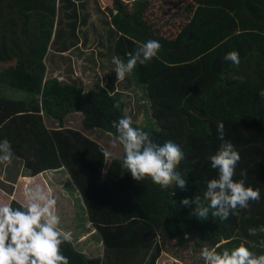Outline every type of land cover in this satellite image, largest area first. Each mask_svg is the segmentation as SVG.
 <instances>
[{
	"label": "trees",
	"instance_id": "1",
	"mask_svg": "<svg viewBox=\"0 0 264 264\" xmlns=\"http://www.w3.org/2000/svg\"><path fill=\"white\" fill-rule=\"evenodd\" d=\"M59 1L0 0V142L11 144L13 156L33 176L62 168L69 172L85 205L84 220L104 246L103 256L90 257L65 243L62 252L70 264H157L166 241L192 242L200 251L244 244L264 254V233L248 232L264 225V0H184L183 21L172 35H167L170 21L161 24L147 16L149 0L132 5L113 0L106 10L120 35L115 57L126 62L149 39L162 45L158 58L126 76L144 100L145 123L133 122V127L148 132L155 143L171 140L182 148L185 159L177 171L187 179V190H162L151 178L134 180L121 167L122 145L116 148L120 156L105 160L104 144L82 132L104 131L117 140L113 122L127 117V100L113 83L91 92L47 77L45 57ZM231 51L239 53V66L224 60ZM10 89L20 96L9 97ZM73 113L81 115V129L71 125ZM218 122L225 125L224 141ZM225 141L241 156L234 180L258 188L261 198L238 216L221 220L210 212L202 221L192 213L195 205L182 201L198 195L208 204L207 183L218 178L209 158Z\"/></svg>",
	"mask_w": 264,
	"mask_h": 264
},
{
	"label": "clouds",
	"instance_id": "2",
	"mask_svg": "<svg viewBox=\"0 0 264 264\" xmlns=\"http://www.w3.org/2000/svg\"><path fill=\"white\" fill-rule=\"evenodd\" d=\"M161 47L159 41L149 39L140 44L134 54L130 53L126 62L119 57H113L117 82L132 74L138 64L144 65L153 58H158ZM224 60L236 66L241 62L237 51L227 53ZM238 79L241 83L244 82L243 78ZM260 96L264 97V91L260 92ZM114 106L119 108V101ZM113 127L124 150L121 167L126 169L134 180L140 182L151 178L162 190L173 186L187 190V179L177 171L185 159V154L178 144L171 140L163 144L153 142L148 132L133 127L130 117L114 121ZM217 132L219 139L224 141L223 122H218ZM102 153L105 160L111 156L107 150L102 149ZM12 156L11 144L7 140L0 142V163L10 164ZM209 159L212 168L218 170V178L207 183L204 198L208 204L205 205L198 195L194 198H184L182 201L186 207L195 205L192 213L198 219L206 221L211 212L213 217L227 220L230 215L238 216L239 210L249 208L250 202L260 200L261 193L258 188L246 187L244 179L234 180L241 156L231 142H223L217 153ZM24 193L25 203L20 207L0 204V264H70L69 258L62 252V245L71 244L73 237L71 232L60 227V217L54 211L56 199L40 184L26 185ZM248 232L250 236L264 233V225L250 228ZM255 246L253 243L252 247ZM260 246L264 247V241H261ZM200 258L204 264H264V254L256 255L244 244L223 251L204 247Z\"/></svg>",
	"mask_w": 264,
	"mask_h": 264
},
{
	"label": "rangeland",
	"instance_id": "3",
	"mask_svg": "<svg viewBox=\"0 0 264 264\" xmlns=\"http://www.w3.org/2000/svg\"><path fill=\"white\" fill-rule=\"evenodd\" d=\"M130 4V2H129ZM187 3L184 0H151V6L147 10V16L155 21L163 22L170 21L169 31L167 35L175 34L179 29V24L183 21L181 14L185 8ZM58 16L56 22L55 36L53 40L54 45H57L56 49L59 51H55L54 49L50 50L49 57L47 60V64L51 65V70H49L48 77H52V75H60L59 71H63L61 74L63 75L64 81L71 80L72 74H75L73 68L75 67V71L78 75L75 77L79 78V76L83 77V84L81 81H78L80 86H84L88 91H96L101 88V81L99 80V84L97 85V81L99 79V74H102L105 77L107 85L113 78L116 77L115 73L112 71L115 69V65L112 63L113 57H115L112 53L115 41L110 40L111 29L110 20L107 14L104 13L100 8L99 0H60L58 3ZM110 28V29H109ZM93 34L94 38L91 41L89 47L84 48L81 51L80 44L71 49V47L75 44H78V41H73L74 36L82 37L84 34V38H88L89 34ZM101 34H104L106 39L105 41L102 39ZM100 36V37H99ZM61 48H58L60 47ZM71 49L65 53H61V49ZM82 48V47H81ZM54 53L63 54V56L59 57L57 63L52 61V57ZM65 54V55H64ZM73 56V60L71 58ZM50 58V59H49ZM106 59L104 62L102 59ZM92 70L94 74H86L85 70ZM52 70H57L52 72ZM89 78L91 81H89ZM73 82H77V80H73ZM92 85V87H91ZM118 88L119 92H121V96H123L127 100V108L126 113L127 117H130L134 123L143 124L145 123V111H144V100L138 99L141 95L140 89L136 87L134 80H128L125 78L123 81H119ZM21 92L10 89L8 92L9 97L20 96ZM149 106V103H147ZM146 106V105H145ZM68 118L71 121V125L75 128H82V117L78 114L69 115ZM148 118V115H147ZM50 123V121H48ZM98 131H93L95 134ZM100 136H97L104 146L107 148V151L110 153H114L118 149V140L112 136L115 141L108 136V133L101 131ZM113 142L115 146H113ZM118 155V153L116 154ZM112 156V155H111ZM110 159V157L108 158ZM13 164H17L16 157L12 156ZM19 163V162H18ZM0 163V172L3 171V166ZM6 169V168H5ZM15 168H11L8 170V177H14L15 174L12 172ZM7 170V169H6ZM86 213V212H85ZM164 252L162 256L158 260L157 264H204L202 258H200L201 251L198 248L193 246L192 242H188L183 246H179L175 241H166L163 243Z\"/></svg>",
	"mask_w": 264,
	"mask_h": 264
},
{
	"label": "crops",
	"instance_id": "4",
	"mask_svg": "<svg viewBox=\"0 0 264 264\" xmlns=\"http://www.w3.org/2000/svg\"><path fill=\"white\" fill-rule=\"evenodd\" d=\"M92 1L93 0H91V3ZM134 1L135 0H130L127 2H130L129 5H132ZM149 3H151V0H149ZM99 4H100L101 10H103L104 13L107 14L110 20V16L106 10L108 8H113V0H99ZM109 31L111 32L110 40L112 41H115L120 36L118 35V33L115 31V29L112 26ZM101 37L105 41L106 39L105 35L101 34ZM93 38L94 36L91 33L89 34L88 38H84V34H82V37H78L75 35L73 38V41L74 42L78 41V44L74 43L71 49L77 47L80 44L79 49L83 51L84 48L90 46ZM54 41L56 42V39L53 40L52 42L54 43ZM53 43L51 44L46 54V57H45V65L47 66V77L49 75V70H51V65L49 66L47 64V60L50 55L49 51L52 49H54L55 51H59L56 49L57 45H54ZM58 48H61V46ZM71 49H67L65 51L61 49V51H63L61 53H65ZM61 56H63V54L54 53L53 56H50V57H52L51 59L54 63H57L58 60H60L59 57ZM71 58L73 60V56H71ZM106 59L107 58L105 59L103 58L102 60L106 62ZM73 70L75 74H72L71 80L64 81L63 75L61 74L63 72L62 70L58 72V74L60 75H57V76L52 75V77L58 78L62 82H72V83L78 84L80 83L78 81H81V83L83 84L84 78L81 76H79V78H76L75 75L77 76L79 72L75 71L77 70L75 69V67L73 68ZM54 71H57V70H52V72ZM112 71L114 72V70ZM85 72L86 74H94L92 70H90V68L88 70H85ZM79 74L81 75V73ZM48 78H51V77H48ZM87 79L91 81L89 78ZM73 80H77V82H73ZM99 80L101 81V85L98 83ZM95 81H97V85L99 84L101 88L107 85L105 77L102 74H99V79ZM91 83L92 81L90 82V84ZM112 83H113V86L117 89V92H119L118 88H120V86H119V82H117V75L115 78H113L112 81H110L108 85H111ZM47 124L50 125L48 121H47ZM50 127L52 126L50 125ZM82 132L85 134L91 135L94 138H98L97 136L101 135L100 131H98V133L95 132V134L92 132H88L87 130H84ZM98 142L100 144H104L99 139H98ZM120 151L121 150L119 149L113 154L111 153L112 156L110 157L120 156ZM117 153L118 155H116ZM16 160L19 162V163L17 162L16 165L13 164V162H11L10 164L9 163L1 164V166H3L4 169L2 172H0V204L6 203L10 205L12 200H16L21 204L25 203V193H24L25 186L32 185V184H40L41 186L44 187L46 192L51 193L52 197L56 199V206H55L54 211L60 217V220H61L60 227L63 230L69 231L72 233V237H73L72 243L74 244L75 248L86 253L90 257L103 256L104 246L102 242L100 241V237L97 231L95 230V228L92 226V224L88 221V219L84 220V216L86 215L85 205H84L82 196L78 188L76 187L74 181L72 180L69 172L65 168H62L58 170L46 171L37 176H33L31 172L25 167L24 161L18 158H16ZM11 161H14V160H11ZM11 168H15L12 171L15 174L14 177H8L7 172Z\"/></svg>",
	"mask_w": 264,
	"mask_h": 264
}]
</instances>
